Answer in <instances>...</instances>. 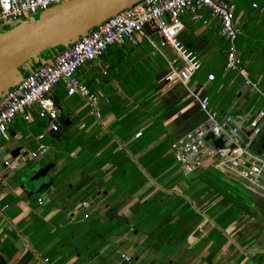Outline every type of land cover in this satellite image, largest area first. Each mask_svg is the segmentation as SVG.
<instances>
[{
  "label": "crops",
  "instance_id": "obj_1",
  "mask_svg": "<svg viewBox=\"0 0 264 264\" xmlns=\"http://www.w3.org/2000/svg\"><path fill=\"white\" fill-rule=\"evenodd\" d=\"M226 1L235 5L243 68L264 93V6L250 0L242 9ZM199 11L207 23L186 14L182 31L187 34H179L200 63L189 86L202 88L215 113L221 101L220 113H225L218 118L237 119L251 108L264 109V100L243 85L242 76L225 81L226 44L221 49L212 44L218 21ZM160 51L154 53L139 38L134 47H109L100 65L78 69V80L99 100V118L85 100L68 97L59 83L50 93L56 120L50 124L35 108L29 121L14 119L7 140L0 137V157L11 163L0 166V203L6 205L0 216V264H125L121 255L129 256L131 264H264V197L251 192L249 201L243 196L234 215L212 183L196 182L216 169L184 176L175 161L172 143L201 123L203 115L194 101L184 99L182 86L163 82L167 60L175 54L169 47ZM208 75L214 79L207 80ZM39 146L47 152L31 166L28 155L21 163L10 157L16 149L29 154ZM251 149L264 153V122ZM50 164L44 176L34 178ZM23 168L32 171L29 177L14 174ZM149 200L154 214L143 208ZM5 223L13 230L5 231Z\"/></svg>",
  "mask_w": 264,
  "mask_h": 264
},
{
  "label": "built area",
  "instance_id": "obj_2",
  "mask_svg": "<svg viewBox=\"0 0 264 264\" xmlns=\"http://www.w3.org/2000/svg\"><path fill=\"white\" fill-rule=\"evenodd\" d=\"M65 1L68 0H0V30ZM199 9H205L218 21L220 37L226 44L225 69L242 76L243 85L264 100V93L258 83L248 77L238 53L237 40L241 29L234 17L233 3L226 0H141L93 27L58 52L50 64L36 67L10 88L0 98V137L7 140V129L14 119L21 117L29 121L35 108L38 117L49 120L50 124L56 120L57 108L50 93L59 83L63 84L68 97L78 96L85 100L91 107V114L99 118V100L78 80V69L88 63L100 65L104 52L111 46L134 47L138 45V39L143 38L154 53L161 52L162 47H169L174 52L175 58L167 60L168 72L163 82L182 86L184 99L194 101L203 115L201 123L171 145L182 174L190 176L212 166L225 177L264 197V153L251 149L264 122V109L252 111L251 108L237 119L228 114L218 118L210 108L208 98L202 94V88L189 86L200 63L180 41L179 34L183 29L182 17L186 14L193 20L207 23ZM152 36L158 37V41ZM207 80H213V75H208ZM210 134L222 141L221 148L215 147L211 139H206ZM140 135L138 132L135 137ZM46 152L45 146H39L28 157L35 159ZM10 164L0 157V166L9 167ZM5 209L6 205L0 203V216ZM4 230L10 232L13 226L5 223ZM25 249L28 248L25 246ZM121 259L125 264H131L129 256L121 255ZM43 261L48 259L43 258Z\"/></svg>",
  "mask_w": 264,
  "mask_h": 264
},
{
  "label": "water",
  "instance_id": "obj_3",
  "mask_svg": "<svg viewBox=\"0 0 264 264\" xmlns=\"http://www.w3.org/2000/svg\"><path fill=\"white\" fill-rule=\"evenodd\" d=\"M139 1L68 0L26 20H19L12 28L0 30V98L26 76L19 71L22 66L32 70L41 60L50 64L52 50L67 48L96 25ZM206 139H211L215 147L223 146L222 141L211 134ZM27 155V152L20 154L19 149L10 153L18 163ZM52 166H45L34 178L44 176ZM119 259L120 255H117L115 260Z\"/></svg>",
  "mask_w": 264,
  "mask_h": 264
},
{
  "label": "trees",
  "instance_id": "obj_4",
  "mask_svg": "<svg viewBox=\"0 0 264 264\" xmlns=\"http://www.w3.org/2000/svg\"><path fill=\"white\" fill-rule=\"evenodd\" d=\"M7 28H3L1 30H7ZM64 48L62 47H58L54 50H52V52H60L62 51ZM225 65V64H224ZM26 67L22 66L19 71L20 73L24 76L26 75ZM224 70L225 72H228L229 75L226 77L225 81L227 79H230L233 74L235 75V73L233 72H230V71H227L224 67ZM195 75V74H194ZM193 75V76H194ZM213 79H214V76H213ZM207 97V96H206ZM208 98V97H207ZM209 100V99H208ZM209 106H210V101H209ZM95 150H92L91 152H94ZM147 158V157H146ZM145 158V160H146ZM206 174H208L207 176L205 175L204 177L205 178H201V176L196 179V182H201V180H205L207 183H212V189L213 191L217 192L218 195H222L223 196V200L221 202L223 203H229V210L228 212L230 213H233L234 215L236 214L237 210L240 209V205L238 203H242V197L244 196L243 194H240L238 193V189L237 188H229L228 186H226V182L228 183L227 180H231L229 179L228 177H225L222 173H220L219 171H215V170H209V172H207ZM233 181V180H232ZM194 182V181H193ZM225 182V183H224ZM220 183H223L224 185L222 186ZM246 197V195H245ZM248 198V197H246ZM249 199V198H248ZM153 200H149V201H146L144 204H143V208H146L148 210H150V214H154V212L156 211L155 210V207L152 203ZM243 206V205H242ZM233 216V215H231ZM231 216L228 217V221L230 222L231 220Z\"/></svg>",
  "mask_w": 264,
  "mask_h": 264
},
{
  "label": "rangeland",
  "instance_id": "obj_5",
  "mask_svg": "<svg viewBox=\"0 0 264 264\" xmlns=\"http://www.w3.org/2000/svg\"><path fill=\"white\" fill-rule=\"evenodd\" d=\"M231 1H233L234 3H236L237 6H239V5L240 6H243V7H240V8L244 9L247 6V4H248V2L250 0H231ZM257 1L259 2L260 6H264V3L262 2V0H257ZM18 22H20V21L18 20L16 22H14L13 25H11L10 27H8V29L14 27L15 25H17ZM194 26H196V24H194ZM181 33H183V35L184 34H187L184 31H182ZM221 39L222 38L219 37V34L218 35L215 34L213 36V38H212V44L215 45V46H217L219 49H221V45L222 46L225 45V43ZM42 64H45V63H42ZM204 73H205V71H201L196 78H198L199 80H201V78L203 77ZM210 93L212 94V99H214V97H213V94L214 93L208 88L207 94L210 95ZM216 105H217V111H216V113H217V117H218L219 115L225 113V112L220 113L221 107L224 108V105L221 103V101L219 103L217 102ZM34 162H35V159L29 160L28 163H27V165L28 166H31ZM23 169H25L24 170L25 172L23 170H19V171L15 172L14 174L21 177V176H24L25 173H26V175L29 177V173L31 174L32 171L31 172L30 171L28 172V168H23ZM50 173H52V170L44 178H42L40 181H44V180L48 179V177H50ZM227 181H228V183L227 182L226 183L224 182L226 184V186H228L229 188H237L238 189V193L243 194L244 196L246 195V197H249V201H252V199H250V197H251V191L250 190H247L245 187H243V185L241 183H239L237 181H232V180H227ZM33 185H35V184H33Z\"/></svg>",
  "mask_w": 264,
  "mask_h": 264
}]
</instances>
